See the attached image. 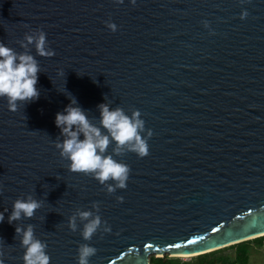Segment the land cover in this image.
Masks as SVG:
<instances>
[{"label":"water","instance_id":"water-1","mask_svg":"<svg viewBox=\"0 0 264 264\" xmlns=\"http://www.w3.org/2000/svg\"><path fill=\"white\" fill-rule=\"evenodd\" d=\"M41 32L53 55L29 42ZM0 43L40 65L38 99L0 97L4 264H24L29 225L49 264H78L84 244L89 264H152L264 237V0H0ZM73 97L104 134L101 103L139 112L147 155L111 137L104 153L125 186L61 155L55 116ZM29 197L34 215L9 223Z\"/></svg>","mask_w":264,"mask_h":264},{"label":"clouds","instance_id":"clouds-1","mask_svg":"<svg viewBox=\"0 0 264 264\" xmlns=\"http://www.w3.org/2000/svg\"><path fill=\"white\" fill-rule=\"evenodd\" d=\"M28 40L35 42L38 54H54L46 49V35L43 32L36 37L29 36ZM39 71L40 65L33 55L16 53L0 43V97L8 99L10 109H16L17 101H32L39 98V90L36 87ZM99 108L100 122L107 129V134L102 133L101 128L90 122L86 112L77 105L73 97L65 109L57 112L55 116V125L60 128L61 134L65 137L57 144V147L61 149V155L66 156L70 161L71 171L91 172L101 182L112 179L123 187L128 175V166L115 160L112 155H104V153L111 137L117 144L116 151H119L121 146L128 145L139 155H147L148 146L140 131L144 122L139 118L138 111L130 117L123 109H111L108 104L101 103ZM109 188L111 190L112 186L110 185ZM38 207H40V201L34 198L17 199L8 217L9 223L19 219L22 215L32 217ZM80 215L87 218L92 214L90 211H82ZM3 220L4 213L0 212V222ZM99 224L98 216L86 223L83 237L89 239ZM71 226L73 228L76 226L74 218ZM15 231L23 233L21 243L25 247L24 264H49L50 256L45 251L46 244L34 237L31 225L26 229L16 227ZM78 251V264H89V257L96 249L84 244ZM0 264H4L2 259H0Z\"/></svg>","mask_w":264,"mask_h":264},{"label":"trees","instance_id":"trees-1","mask_svg":"<svg viewBox=\"0 0 264 264\" xmlns=\"http://www.w3.org/2000/svg\"><path fill=\"white\" fill-rule=\"evenodd\" d=\"M264 241V237H260L254 240L246 241L243 243H239L224 249H220L211 253L199 255L194 258V262L190 261H182L179 258L175 257H162L156 258L152 257V264H217L220 260L221 264H249V248L252 243L261 244ZM235 249V258H225L221 257L222 254L227 249ZM220 255V257H219Z\"/></svg>","mask_w":264,"mask_h":264},{"label":"rangeland","instance_id":"rangeland-1","mask_svg":"<svg viewBox=\"0 0 264 264\" xmlns=\"http://www.w3.org/2000/svg\"><path fill=\"white\" fill-rule=\"evenodd\" d=\"M235 249H227L225 250L221 255V257L225 258H235ZM219 255V257H220ZM249 264H264V241L261 244L258 243H252L249 248ZM194 258H187V257H181L179 258L182 261H190L191 263L194 262ZM217 264H221L220 260L217 262Z\"/></svg>","mask_w":264,"mask_h":264},{"label":"snow or ice","instance_id":"snow-or-ice-1","mask_svg":"<svg viewBox=\"0 0 264 264\" xmlns=\"http://www.w3.org/2000/svg\"><path fill=\"white\" fill-rule=\"evenodd\" d=\"M212 230H213V231H216L217 229H216V228H213ZM172 246H174V245H172ZM176 247H178V245H176Z\"/></svg>","mask_w":264,"mask_h":264}]
</instances>
